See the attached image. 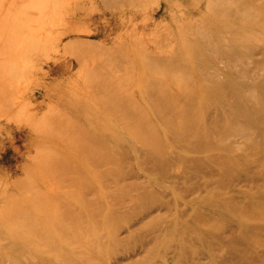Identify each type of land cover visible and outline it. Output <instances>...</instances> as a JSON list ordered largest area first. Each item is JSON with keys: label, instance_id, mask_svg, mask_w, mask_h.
Segmentation results:
<instances>
[{"label": "bare ground", "instance_id": "obj_1", "mask_svg": "<svg viewBox=\"0 0 264 264\" xmlns=\"http://www.w3.org/2000/svg\"><path fill=\"white\" fill-rule=\"evenodd\" d=\"M262 3L0 0V264H261L264 198L215 118L264 96L240 56Z\"/></svg>", "mask_w": 264, "mask_h": 264}, {"label": "rangeland", "instance_id": "obj_2", "mask_svg": "<svg viewBox=\"0 0 264 264\" xmlns=\"http://www.w3.org/2000/svg\"><path fill=\"white\" fill-rule=\"evenodd\" d=\"M262 1H263V3L260 6V10L262 12H264V0H262ZM259 23L263 26L262 22H259ZM259 23H258V25H260ZM261 25L258 26V28H257L259 31H257V30L255 31L257 33L259 32L260 35L264 34L263 29H261V28H263ZM247 31L250 32L248 29H247ZM250 34L251 33H244L243 34V36L245 38L248 37V40H245L247 43L244 42V44H243L244 50H240V56L243 57V58L241 57L242 65H243V67H246L247 69H249L251 71L263 72L264 71V58L262 56V53H264V50H251L250 49L252 47H259V46L262 48L263 46L261 44L256 43L252 39ZM248 49H250V50H248ZM245 55H246V57H245ZM259 61L261 63H258ZM249 87H251V89H254V90L256 89L260 92L263 91V93H264V82H259L255 86H245L246 89H250ZM263 113H264V96L263 97L259 96L257 99L245 98L243 101L238 103L237 112L233 116V117L237 118L236 121L230 123L232 116L229 118L223 119V117L220 115H217V117L218 116L219 117L215 118V120L216 121H219V120L222 121L223 126L221 127L220 131L223 132L224 130L227 129L229 132V136H228L229 142L230 141L233 142V138L235 139V141H237V143L239 142L238 144H233V145L231 143L230 144L234 147L239 148V150H240L239 152H241V154L244 155L242 158V160H243L242 164L243 165L237 167V170L239 173H238V175H236L237 176L236 178L238 180H243L245 177L246 180H253V182L252 183L249 182V184L247 182L240 183L239 189L248 190L249 186H253V190L259 191L260 194L262 195V197L264 198V114ZM242 124H244L246 127ZM235 127H237V128H235ZM242 135H243V137L240 138V136H242ZM224 145H226V144H224ZM245 145H247V146H245ZM215 153L220 154V155H225L226 152L217 150V151H215ZM231 155L232 154L229 153V156H231ZM188 177H190V176H188ZM260 199H262V198H260ZM135 227H138V226H134L133 229H135ZM228 232L229 231L226 229V231L223 233L224 240H226L227 238L230 237V235H229L230 232L229 233ZM127 234L128 233L121 231V236H123V235L126 236ZM219 245L218 246H219V252L220 253H223L229 249V247L225 246L226 244H224L223 246H222V244H219ZM258 249L264 251V245L259 247ZM198 256H199V258H203L202 255H198ZM241 257H243V258H241ZM249 257L250 256H247V255L246 256L245 255L240 256V258L243 259V261L238 262L237 264H248V263L249 264H256V263H253V261H251V259ZM115 259H116V262H114L113 264H142L141 263L142 255L137 256V257H134V256L131 257L130 256L127 258L125 255H123V253H118L115 256ZM201 261L205 262L204 259H201ZM263 262H264V259L261 260V264H263ZM144 263L150 264V262H146V261H144ZM173 264H182V262L177 261V262H173Z\"/></svg>", "mask_w": 264, "mask_h": 264}]
</instances>
